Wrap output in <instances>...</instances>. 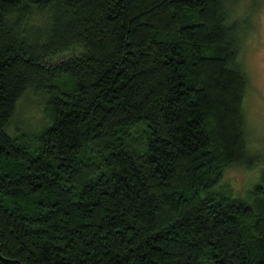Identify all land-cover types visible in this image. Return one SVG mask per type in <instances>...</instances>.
<instances>
[{"label": "trees", "instance_id": "1", "mask_svg": "<svg viewBox=\"0 0 264 264\" xmlns=\"http://www.w3.org/2000/svg\"><path fill=\"white\" fill-rule=\"evenodd\" d=\"M240 2L0 0V264H264Z\"/></svg>", "mask_w": 264, "mask_h": 264}, {"label": "rangeland", "instance_id": "2", "mask_svg": "<svg viewBox=\"0 0 264 264\" xmlns=\"http://www.w3.org/2000/svg\"><path fill=\"white\" fill-rule=\"evenodd\" d=\"M233 16L241 18L240 27L245 32L241 61L248 82L243 103L246 163L226 168L219 188L229 186L240 196L260 183L264 175V0H241ZM16 104L8 132L40 130L47 119L43 98L29 91Z\"/></svg>", "mask_w": 264, "mask_h": 264}]
</instances>
